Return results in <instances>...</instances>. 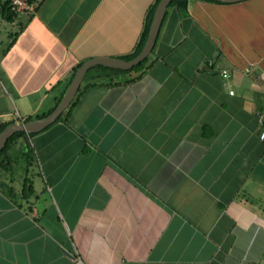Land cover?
<instances>
[{
	"label": "crops",
	"instance_id": "crops-1",
	"mask_svg": "<svg viewBox=\"0 0 264 264\" xmlns=\"http://www.w3.org/2000/svg\"><path fill=\"white\" fill-rule=\"evenodd\" d=\"M156 1L28 0L9 21L0 0V125L53 111L80 63L133 52ZM214 2L169 7L141 70H93L29 139L32 166L13 146L0 264H264V0Z\"/></svg>",
	"mask_w": 264,
	"mask_h": 264
},
{
	"label": "water",
	"instance_id": "water-1",
	"mask_svg": "<svg viewBox=\"0 0 264 264\" xmlns=\"http://www.w3.org/2000/svg\"><path fill=\"white\" fill-rule=\"evenodd\" d=\"M173 1L174 0H161L160 3L158 4L150 26L146 43L142 51L136 58L127 61L124 59L114 58V57H101V58H94L84 62L76 71L62 100L59 102V104L50 114H48L43 118L30 120L27 122L23 121L21 123H15V122L11 123L0 133V152L6 147L9 139L14 134L18 132H24L26 134H37L39 132L44 131L51 125L55 124L58 121V119L62 116V114L70 107L87 73L93 67L104 66L115 70L127 71L133 69L134 67L140 65L142 62L147 60L156 45L167 10ZM212 1L223 2V3H236V2H243L246 0H212Z\"/></svg>",
	"mask_w": 264,
	"mask_h": 264
},
{
	"label": "trees",
	"instance_id": "trees-1",
	"mask_svg": "<svg viewBox=\"0 0 264 264\" xmlns=\"http://www.w3.org/2000/svg\"><path fill=\"white\" fill-rule=\"evenodd\" d=\"M161 0H157L148 10L147 12V15H146V18H145V22H144V28H143V32L141 34V37L135 47V49L133 50V52H131L129 55H126V56H123V57H120V59H124V60H127V61H130L134 58H136L140 52L142 51L145 43H146V40H147V37H148V34H149V30H150V26H151V23H152V20H153V17H154V14H155V11H156V8L158 6V4L160 3ZM188 1L189 0H174L171 4H170V7H176L178 10H180L182 13L186 12L187 9H188ZM204 1H207V2H214L212 0H204ZM214 3H217V2H214ZM2 14L3 16L5 17L6 20H9V21H13L17 16H18V13L14 12L12 9H11V6H10V3H9V0H4V4H3V9H2ZM147 63V60H145L144 62H142L140 65L134 67L132 70H129V71H120V70H115V69H112V68H108V67H104V66H96L94 67L93 69L89 70V72L87 73L84 81H88L90 79V76L92 74V71L93 70H103V71H111L110 73L112 72H117V73H128V72H131V71H139L141 70L142 68H144V66L146 65ZM83 63H80L79 65H77V67L74 69L72 75H71V78L66 86V88L69 86L71 80L73 79L76 71L78 70V68L82 65ZM90 86H96L95 84H91ZM66 88L64 90L63 93H65L66 91ZM84 85L80 88V90L78 91L74 101L72 102V104L70 105L68 111H66L65 113L62 114V116L58 119L57 122L59 121H62L65 119V116H67L71 110V108L74 106V104L76 103L79 95L81 94V92L83 91L84 89ZM62 97L60 99H58L57 101V105L59 104V102L61 101ZM52 111V110H51ZM49 111L48 113H45L43 115H39L37 116V118H43L45 116H47L48 114H50ZM32 120L31 118H28L25 120V122L27 121H30ZM11 123H3L0 125V133L7 127L9 126ZM34 136H36V134H26L24 132H18L16 134H14L8 141L6 147L0 152V168H4V165L8 164L7 163V160L10 161V152H11V149L13 148V146L21 139H24L26 142H27V148L24 152V155L26 156V162L28 163V167L29 168L30 166L33 165V162L35 161V156H34V149L30 146V143H29V139L30 138H33ZM0 187L2 189H4L8 195L10 196H13L15 195L14 193V190L9 187L8 185L4 184V183H1L0 184ZM24 193H23V198L25 199H28L30 196H31V192H32V188L28 187V186H25L24 188Z\"/></svg>",
	"mask_w": 264,
	"mask_h": 264
},
{
	"label": "built area",
	"instance_id": "built-area-1",
	"mask_svg": "<svg viewBox=\"0 0 264 264\" xmlns=\"http://www.w3.org/2000/svg\"><path fill=\"white\" fill-rule=\"evenodd\" d=\"M11 9L16 13H22L28 8V0H9ZM223 75H227V71H223ZM233 94V92H232ZM260 118H261V131L259 134V138L264 141V108L259 112Z\"/></svg>",
	"mask_w": 264,
	"mask_h": 264
},
{
	"label": "rangeland",
	"instance_id": "rangeland-1",
	"mask_svg": "<svg viewBox=\"0 0 264 264\" xmlns=\"http://www.w3.org/2000/svg\"><path fill=\"white\" fill-rule=\"evenodd\" d=\"M11 154H13V165H14L15 172L17 175H19L21 173V169L23 167L22 159L16 158V157H18V155L15 154L14 149H11Z\"/></svg>",
	"mask_w": 264,
	"mask_h": 264
}]
</instances>
